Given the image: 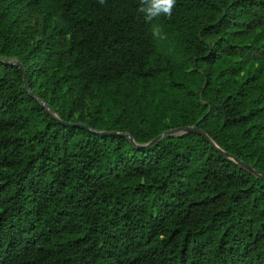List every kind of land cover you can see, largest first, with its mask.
<instances>
[{
    "label": "trees",
    "instance_id": "1",
    "mask_svg": "<svg viewBox=\"0 0 264 264\" xmlns=\"http://www.w3.org/2000/svg\"><path fill=\"white\" fill-rule=\"evenodd\" d=\"M139 5L0 0V264H264V0Z\"/></svg>",
    "mask_w": 264,
    "mask_h": 264
},
{
    "label": "water",
    "instance_id": "2",
    "mask_svg": "<svg viewBox=\"0 0 264 264\" xmlns=\"http://www.w3.org/2000/svg\"><path fill=\"white\" fill-rule=\"evenodd\" d=\"M0 62L1 63H7V64H11V65H15L21 72L22 74V78H23V82H24V85L25 87L27 88V84H26V75H25V72L23 70V67L22 65L17 61V62H5L3 60L0 59ZM45 110L47 111V113L50 115V117H52L53 119H55L57 122H59L60 124L62 125H65V126H79V127H82V128H87L86 125L84 124H74V123H67V122H63L62 120H60L50 109L48 106H45ZM189 132H195V133H198L200 134L209 144H211V146H213L214 148H216L223 156H228L227 154H225L223 151H221L217 146L216 144L203 132L201 131L200 129H198L197 127H190V126H181V127H178V128H174L172 130H168V131H165L161 134H159L158 136H156L155 138H153L150 142H148L147 144H144V145H141V144H135L133 139L131 138V136L127 133H122V132H99L100 134L102 135H119V136H123L127 139L130 140V142L132 144H134L135 146H147V145H151L153 143H155L156 141L164 138V137H167V136H173V135H181V134H184V133H189ZM235 163L238 164L240 167H244V168H247L252 174H255L257 175L258 173L255 172L253 169H251L248 165H246L245 163L241 162V161H238V160H235Z\"/></svg>",
    "mask_w": 264,
    "mask_h": 264
},
{
    "label": "clouds",
    "instance_id": "3",
    "mask_svg": "<svg viewBox=\"0 0 264 264\" xmlns=\"http://www.w3.org/2000/svg\"><path fill=\"white\" fill-rule=\"evenodd\" d=\"M100 3H105V0H100ZM176 0H140V5L137 12L143 15L146 22L151 25L153 36L161 35L160 25L153 23L162 16L171 17L175 8Z\"/></svg>",
    "mask_w": 264,
    "mask_h": 264
},
{
    "label": "rangeland",
    "instance_id": "4",
    "mask_svg": "<svg viewBox=\"0 0 264 264\" xmlns=\"http://www.w3.org/2000/svg\"><path fill=\"white\" fill-rule=\"evenodd\" d=\"M40 18L39 16L31 15L27 18L26 24L29 26V29L26 30V32L33 36V38L36 37V33L39 31L40 27ZM1 60L5 62H17V59L11 58V57H0Z\"/></svg>",
    "mask_w": 264,
    "mask_h": 264
}]
</instances>
